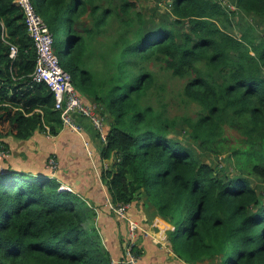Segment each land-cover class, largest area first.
Instances as JSON below:
<instances>
[{
	"label": "trees",
	"instance_id": "obj_1",
	"mask_svg": "<svg viewBox=\"0 0 264 264\" xmlns=\"http://www.w3.org/2000/svg\"><path fill=\"white\" fill-rule=\"evenodd\" d=\"M37 10L55 39L67 25L63 59L56 52L79 93L106 115L100 158L110 160L101 171L108 195L95 208L76 188L61 189L51 167L29 173L4 162L0 264L124 257L129 223L108 198L131 203L128 214L145 228L157 216L174 226V254L154 255L156 264L219 257L221 264H264V0H149L141 8L131 0H37ZM11 43L19 48L14 58ZM36 63L24 9L0 0V138L64 126L54 91L32 82ZM161 71L186 80L185 100L201 106L195 116L171 117L144 103L164 96ZM10 88L24 89L10 97ZM179 124L189 136L178 135ZM96 209L125 223L121 255L104 243ZM148 240L139 230L133 250L141 264L156 249Z\"/></svg>",
	"mask_w": 264,
	"mask_h": 264
},
{
	"label": "crops",
	"instance_id": "obj_2",
	"mask_svg": "<svg viewBox=\"0 0 264 264\" xmlns=\"http://www.w3.org/2000/svg\"><path fill=\"white\" fill-rule=\"evenodd\" d=\"M30 85L32 86L33 83H30ZM23 89L18 88L15 90L10 88L6 93L13 97L18 92H23ZM84 100L86 102L92 101L85 98ZM37 110L41 111V109ZM75 117L83 128L82 134L67 126H61L57 132H51L50 126L46 125V128L39 127L28 138H18L12 135L0 138L5 140L9 149L5 161L3 160L2 162H6V166L8 164V166L14 167L16 170L36 173L45 169L47 159L54 155L59 161V166L55 173L62 178L63 184L70 186L72 190L73 187L76 188L85 195L88 202H93L95 208H97L99 197L103 196V194L108 195L107 186L102 179L101 171L104 162L109 159L102 160L100 158L102 142L98 138L97 130L92 121L87 116L79 113H75ZM85 138L92 141L93 155L89 154L85 145ZM2 166L5 168L4 165ZM96 210L98 211V209ZM97 214L99 228L104 235L106 234V241H110V248L117 247L114 250V255H121L124 244L121 233L125 228V223L118 220L117 222L113 219L109 221L107 217L103 219L99 211ZM156 219L157 222L160 221V225L163 222L164 227L161 226V230L164 228V232L166 228L172 226L171 223L160 216L154 217L150 224H156ZM171 254L174 253L171 251ZM157 256L158 259L162 258V255L159 256L158 254ZM154 259L153 256L152 264H156L158 261Z\"/></svg>",
	"mask_w": 264,
	"mask_h": 264
},
{
	"label": "built area",
	"instance_id": "obj_3",
	"mask_svg": "<svg viewBox=\"0 0 264 264\" xmlns=\"http://www.w3.org/2000/svg\"><path fill=\"white\" fill-rule=\"evenodd\" d=\"M25 12V19L29 34L35 41L37 50V63L32 73V82L45 81L55 93V108L60 110L63 125L79 133H83V128L77 121L75 113L87 116L93 123L104 145L108 143L107 118L101 110L98 102H86L74 85L73 76L69 70L64 68L61 63V57L55 49V36L49 24L42 14L37 10V0H18ZM18 45L11 43V57L18 54ZM84 137V135H83ZM85 145L90 155H93L92 141L84 139ZM9 149L3 142L0 144V171L5 172L2 166L3 159L8 154ZM48 167L55 171L58 169L59 161L56 156H50ZM109 167V160L105 161L102 168ZM61 189L72 190L68 185L62 184ZM108 204L114 212L122 218L127 219L129 223L130 241L125 249V256L122 258H113L112 264H138L139 257L133 250V244L136 242V236L141 227L138 220L128 214L127 210L131 203L120 202L113 204L108 198Z\"/></svg>",
	"mask_w": 264,
	"mask_h": 264
},
{
	"label": "rangeland",
	"instance_id": "obj_4",
	"mask_svg": "<svg viewBox=\"0 0 264 264\" xmlns=\"http://www.w3.org/2000/svg\"><path fill=\"white\" fill-rule=\"evenodd\" d=\"M131 1L137 3V6L139 8L149 6V0H131ZM232 7L234 8L233 5H232ZM67 36H68L67 25L65 24L62 27L60 35L58 36V38L56 37V39H55V47H57L58 51L62 52V54H61L62 59L64 57L63 53L65 52V48H66ZM157 69H159V67H157ZM159 83H165L166 89L162 91L164 96H160L158 98L157 96L149 95L144 100L145 104L153 103L156 108H163L164 107L167 110V112L170 114L171 117H177V118L180 116L182 117L185 114H191V115L195 116L197 114V112L200 110L201 106L198 103L186 101L184 98L183 88H184V85L186 83L185 79H182L179 77H171V76L167 75L164 71H161ZM177 127H178V130H176V132L177 131L180 132V134H178L180 137L185 138V136H189V133L185 134L182 124L177 125ZM7 155H6V157H7ZM211 158L213 159V161H215L213 156H211ZM225 159H226V155H223V162L224 163L227 162ZM107 204H108V202H107ZM108 211L109 210L106 209L104 216H106L108 218V220L110 221L112 219L110 218V214L107 213ZM97 216H98V214L95 216L94 219H95L96 227L99 228L100 225L98 224L99 222L97 220ZM90 223H89V225H91ZM155 223L156 224L148 225L147 229L140 224L141 227L139 228V230H142L143 232L148 234L147 236L150 237V240H148V241H150L149 245L152 248L153 247L156 248L154 253H153V256L158 255V254L160 256V255H164L165 253L171 254V249H168L170 247L168 230L174 229L173 225L170 228L165 229V232H166V234H165L164 228L161 230V226L164 227L163 222H161V225H160V221L157 222V219H156ZM166 227H168V226H166ZM139 230L137 232L136 239L139 236ZM105 236H106V234L105 235L103 234V236H102L104 243L106 244V246L111 247L110 241L109 240L106 241ZM140 238L138 239V241H141ZM126 248L127 247H125V249ZM167 250H169V251H167ZM153 256L150 254V257H153ZM113 258H115V257H113ZM220 260H221V258L219 257V258H216V260H214L211 263L210 262H206V263L203 262L202 264H221ZM150 263H151V260H150ZM138 264H141V258L139 259Z\"/></svg>",
	"mask_w": 264,
	"mask_h": 264
}]
</instances>
